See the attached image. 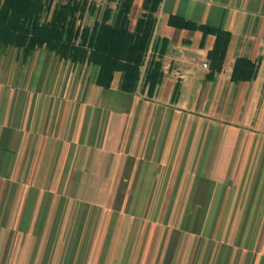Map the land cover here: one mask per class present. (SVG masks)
<instances>
[{"label":"crops","instance_id":"1","mask_svg":"<svg viewBox=\"0 0 264 264\" xmlns=\"http://www.w3.org/2000/svg\"><path fill=\"white\" fill-rule=\"evenodd\" d=\"M170 14L230 32L218 71L216 34ZM156 18L162 76L145 61L132 91L0 42V264H264V0H161ZM238 56L253 78L232 79Z\"/></svg>","mask_w":264,"mask_h":264},{"label":"trees","instance_id":"2","mask_svg":"<svg viewBox=\"0 0 264 264\" xmlns=\"http://www.w3.org/2000/svg\"><path fill=\"white\" fill-rule=\"evenodd\" d=\"M160 1L142 0L143 11L130 29L132 0H117L115 9L106 4L101 14L94 0H59L53 6L54 0H1L0 42L21 48L24 53L44 46L63 58L97 64V83L103 86H107L113 72L119 70V88L132 91L141 78L145 61L147 67L143 76L146 80H160L162 76V52L159 57L153 54L156 45L153 31ZM95 10L97 14L92 25L81 22L87 11L93 13ZM168 20L173 25L214 32V46L207 52L211 59L209 73L220 69L231 35L229 31L206 23L197 24L177 14H170ZM255 64L251 58L238 56L232 79L253 78Z\"/></svg>","mask_w":264,"mask_h":264},{"label":"rangeland","instance_id":"3","mask_svg":"<svg viewBox=\"0 0 264 264\" xmlns=\"http://www.w3.org/2000/svg\"><path fill=\"white\" fill-rule=\"evenodd\" d=\"M57 1H59V0H54V2L52 3V6H53V4L55 3V2H57ZM112 3H114L113 1L114 0H110ZM95 2H97V1H95ZM46 13V12H45ZM45 13H44V15H45ZM96 14H97V10H95L93 13H90L89 11H87L86 13H85V15H83V18L81 19V22L82 23H86V24H93V21H94V18H95V16H96ZM251 239V238H250ZM258 243H260V240H259V238H256V245L258 244Z\"/></svg>","mask_w":264,"mask_h":264},{"label":"built area","instance_id":"4","mask_svg":"<svg viewBox=\"0 0 264 264\" xmlns=\"http://www.w3.org/2000/svg\"><path fill=\"white\" fill-rule=\"evenodd\" d=\"M208 63H204V66L207 67Z\"/></svg>","mask_w":264,"mask_h":264}]
</instances>
